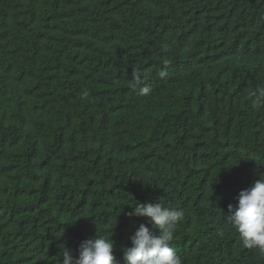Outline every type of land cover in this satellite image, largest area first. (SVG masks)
Instances as JSON below:
<instances>
[{
  "label": "trees",
  "instance_id": "1",
  "mask_svg": "<svg viewBox=\"0 0 264 264\" xmlns=\"http://www.w3.org/2000/svg\"><path fill=\"white\" fill-rule=\"evenodd\" d=\"M262 93L264 0H0V264L97 235L127 264L138 203L184 211L183 264H264L227 220L264 174Z\"/></svg>",
  "mask_w": 264,
  "mask_h": 264
},
{
  "label": "clouds",
  "instance_id": "2",
  "mask_svg": "<svg viewBox=\"0 0 264 264\" xmlns=\"http://www.w3.org/2000/svg\"><path fill=\"white\" fill-rule=\"evenodd\" d=\"M147 92V88L142 89V94ZM9 141L8 135L3 137V143L8 145ZM236 199V204L228 205V222L239 233L244 247L264 251V174L249 188L240 191ZM184 215L182 209L160 203H138L132 207L129 218L145 217L152 228L142 223L130 237L131 246L123 248L127 264H183L172 247V241ZM60 249V264H119L114 255L115 241L112 237L97 235L94 239L85 240L80 245L78 256L63 244Z\"/></svg>",
  "mask_w": 264,
  "mask_h": 264
}]
</instances>
